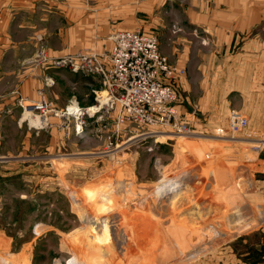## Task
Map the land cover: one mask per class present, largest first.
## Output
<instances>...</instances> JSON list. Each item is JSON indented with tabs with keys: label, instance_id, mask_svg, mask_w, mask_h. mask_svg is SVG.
Masks as SVG:
<instances>
[{
	"label": "rangeland",
	"instance_id": "obj_1",
	"mask_svg": "<svg viewBox=\"0 0 264 264\" xmlns=\"http://www.w3.org/2000/svg\"><path fill=\"white\" fill-rule=\"evenodd\" d=\"M120 31L155 37L173 115L135 139L118 107L2 118L0 264H264V0H0V76L40 69V100L88 108L101 86L51 84V61Z\"/></svg>",
	"mask_w": 264,
	"mask_h": 264
},
{
	"label": "built area",
	"instance_id": "obj_2",
	"mask_svg": "<svg viewBox=\"0 0 264 264\" xmlns=\"http://www.w3.org/2000/svg\"><path fill=\"white\" fill-rule=\"evenodd\" d=\"M111 50L107 53H81L53 59L51 62L59 69H67L71 73L85 77L97 78L101 89L94 91L95 105L81 108L76 102L68 105L63 114L65 119L70 117L82 118L97 114L100 110H110L118 107L125 111L131 125L148 126L147 131L134 134L132 139L155 137L173 115L166 107L173 100L171 90L158 81L160 74L166 73V59L158 50L155 37L146 36L139 31H120L111 37ZM30 111L37 114L52 115L60 118L62 115L53 113V106L43 99L28 106ZM72 108L78 114L68 115ZM95 108L93 111H89ZM97 116V115H96ZM96 118H99L97 116ZM121 119H116L119 123ZM122 122V121H121ZM81 122L77 123L80 128ZM176 131L185 137L195 136L184 125H174ZM231 131L236 132V127ZM131 139V140H132Z\"/></svg>",
	"mask_w": 264,
	"mask_h": 264
},
{
	"label": "crops",
	"instance_id": "obj_3",
	"mask_svg": "<svg viewBox=\"0 0 264 264\" xmlns=\"http://www.w3.org/2000/svg\"><path fill=\"white\" fill-rule=\"evenodd\" d=\"M49 73L47 76H50L51 84H53V82H56V80L58 79L56 75L61 73L63 78H59L64 80L65 84L71 87H73L74 85L84 87L87 92H93L92 90H96L100 85L97 78L85 77L81 74H74L67 69H59L55 71L53 70V73H51L50 75ZM14 74L16 76L12 77ZM14 74H11L12 76L8 75V77L0 76L1 92L4 90L2 92L4 94L3 98H9V95H11V97L7 99L6 102H3L1 104L3 108H6V110L0 109V120H2V118L13 120L16 122L17 126H19L23 121V109L21 107H23L25 103H32L39 99L38 90L40 89V87H42V71L40 69L36 70L31 67H25L20 71L17 70ZM15 83L18 86V89L12 91V85H14ZM12 95H16V98ZM13 111H15L16 113L15 117L13 116Z\"/></svg>",
	"mask_w": 264,
	"mask_h": 264
},
{
	"label": "bare ground",
	"instance_id": "obj_4",
	"mask_svg": "<svg viewBox=\"0 0 264 264\" xmlns=\"http://www.w3.org/2000/svg\"><path fill=\"white\" fill-rule=\"evenodd\" d=\"M43 99V98H42ZM41 99V100H42ZM40 101V99H38L37 101H35L34 103H37V102H39ZM74 103V102H73ZM26 107V112H25V115H28V114H30V111H28L29 110V108H28V105L27 106H25ZM75 109V108H74ZM74 109H72V108H69L68 109V112H67V114L68 115H71V116H75V115H77L78 113L77 112H75L74 111ZM95 108H91L89 111H93ZM53 113H57V114H63V112L62 111H57V110H53ZM37 117V116H36ZM29 122L32 124V125H35L36 127L39 125L38 123H40V120H38V118H35V119H31V120H29Z\"/></svg>",
	"mask_w": 264,
	"mask_h": 264
}]
</instances>
